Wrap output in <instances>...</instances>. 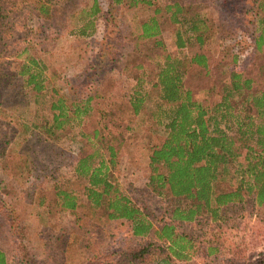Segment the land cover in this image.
I'll return each instance as SVG.
<instances>
[{
  "label": "rangeland",
  "instance_id": "obj_1",
  "mask_svg": "<svg viewBox=\"0 0 264 264\" xmlns=\"http://www.w3.org/2000/svg\"><path fill=\"white\" fill-rule=\"evenodd\" d=\"M15 1L6 9L0 49V250L9 264H157L165 259L166 244L154 236L133 240L129 226L110 222L89 206L87 180L76 168L97 147L82 131L91 135L108 125L117 136L127 125L132 128L120 146L113 177L157 227L170 223L176 203L150 186V150L166 137L160 117L165 108L159 91L149 82L138 87L137 77L155 82L160 67L172 59L185 65L187 86L199 99L232 69L244 71L254 79V90L264 91V56L258 63L255 42L262 0H54L50 21L39 17L32 0ZM174 2L207 26L206 44L197 52L207 55L213 73L191 66L194 55L179 48L180 36H192V25L175 23L167 10ZM154 17L161 35L140 39L144 23ZM28 57L47 66L48 92L39 104L16 72ZM53 90L75 104L90 95L103 99L92 103L85 127L73 116L55 140L32 127L52 124ZM136 91L147 96L141 114L132 117L128 99ZM60 191L79 199L77 213L64 206ZM179 231L192 235L199 247L185 264H258L264 258V208L252 200L226 208L218 221L208 216L180 225ZM145 247L143 262L131 261Z\"/></svg>",
  "mask_w": 264,
  "mask_h": 264
},
{
  "label": "trees",
  "instance_id": "obj_2",
  "mask_svg": "<svg viewBox=\"0 0 264 264\" xmlns=\"http://www.w3.org/2000/svg\"><path fill=\"white\" fill-rule=\"evenodd\" d=\"M53 1L32 0V5L39 17L50 21L56 12ZM114 1L122 3V0ZM260 2L259 33L255 39L256 53L260 55L258 63L264 56V0ZM15 3V0H0V49L3 46L2 28L8 19L6 9ZM94 8L95 14L101 11L98 4ZM167 10L172 13L175 23L189 22L192 25V36L186 40L180 36L179 44V48H186L194 55L189 64L213 73L207 55L197 52L206 44L208 28L205 23H201L195 13L189 16L190 10L177 2ZM161 33L159 20L154 17L144 23L140 39H153ZM83 34L87 36L86 31ZM46 69L41 59L28 57L16 71L25 87L30 89L36 104L48 92ZM137 80L138 87L145 82L151 83V90L159 91L161 107L165 108L160 117L165 121L166 137L150 150V186L158 196H167L176 203L170 223L157 227L139 206L121 193L113 177L120 146L125 134L132 130L129 125L123 131L119 130L122 128L119 125L117 136L116 132L110 133L108 125L94 129L91 135L82 131L97 149L79 160L76 174L87 180L85 195L88 204L102 212V217L106 216L110 222L125 223L131 229L133 240L154 236L167 245L165 259L157 264H185L198 254L199 247L192 235L179 231L180 225L192 224L208 216L212 221H218L226 208L251 200L259 208H264V91L254 90V79L247 77L244 71L232 69L227 72L226 80H218L216 87L207 89L199 99V95L187 86L185 65L172 59L164 68L160 67L155 82L152 78L146 81L137 77ZM52 93L55 99L50 107L52 124L32 127L42 129L55 140L73 116L79 120L80 126L85 127L86 118L94 112L92 103L103 99L98 94L90 95L87 100L75 104L56 90ZM146 96L139 91L129 96L131 106L127 113L132 117L139 116ZM230 173L232 178L228 181ZM60 194L65 195L64 206L77 213L79 199L62 191L57 195ZM147 253L145 247L135 252L131 261L143 262ZM0 264H9L2 250ZM258 264H264V258Z\"/></svg>",
  "mask_w": 264,
  "mask_h": 264
}]
</instances>
